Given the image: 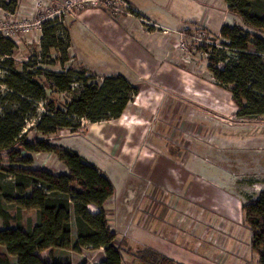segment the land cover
I'll return each mask as SVG.
<instances>
[{"label": "rangeland", "instance_id": "obj_1", "mask_svg": "<svg viewBox=\"0 0 264 264\" xmlns=\"http://www.w3.org/2000/svg\"><path fill=\"white\" fill-rule=\"evenodd\" d=\"M37 1L40 6L35 5ZM64 1L2 0L7 8L0 3V22H33L48 12L47 7ZM94 1L74 4L64 12L75 56L68 49L69 58L62 66L51 49L36 66L61 70L82 63L96 75L115 72L133 77L138 92L118 118L84 119L75 131L62 129L51 138L86 161L94 159L110 178L114 186L106 204L110 228L117 236L127 237L131 247L149 245L186 264H256L241 205L264 189V116H237L230 92L207 68L212 45L221 49L219 67L230 53L222 48L219 30H210L205 20L215 26L220 20L231 24L238 18L222 7V0H133L157 22L153 28L142 22L143 29L165 35L166 53L160 64L164 71L143 78L137 68L126 67L111 51L102 49L99 40L95 44L85 37L77 23L68 24L80 10L104 4ZM39 26L8 36L15 43L12 57L17 65L33 57L41 59ZM133 35L139 42H148L139 33ZM208 44L209 48L204 46ZM1 64L2 57L0 74L4 72ZM95 79L100 81L99 76ZM54 95L61 101L70 97ZM113 155L130 157L132 162L121 166L109 161ZM33 164L52 172L64 168L52 153H35ZM1 178L0 182L11 180ZM23 213L33 217L34 210ZM38 253L48 257V249ZM52 254L69 264H99L104 255L102 247L89 246L53 248ZM122 264L139 263L124 254Z\"/></svg>", "mask_w": 264, "mask_h": 264}, {"label": "trees", "instance_id": "obj_2", "mask_svg": "<svg viewBox=\"0 0 264 264\" xmlns=\"http://www.w3.org/2000/svg\"><path fill=\"white\" fill-rule=\"evenodd\" d=\"M223 2L239 21L219 28L222 48L230 53L222 66L217 65L221 49L204 45L210 47L207 68L230 92L237 116H264V0ZM0 3L7 8L2 0ZM100 3H104L100 8L116 17L118 13H112L105 0ZM130 6L131 14L143 16ZM69 43L64 23L43 21L41 59L33 57L17 65L12 57L14 41L0 35L4 70L0 74V181L3 176L11 177L0 182V264H69L54 257L52 249L76 250L80 246L102 247L99 264H122L124 254L139 264H186L149 245L133 248L127 237L117 236L105 208L114 191L109 177L51 138L62 129L75 131L84 119L95 122L118 117L138 92L119 73L96 75L82 64L61 70L36 66L51 49L62 65L69 58ZM98 76L100 81L95 79ZM58 93L70 97L61 101L54 95ZM29 121L32 124L27 127ZM35 153L54 154L65 170L52 172L34 165ZM88 203L98 210L90 211ZM241 208L256 264H264V189L247 197ZM29 209L34 210L33 217H24L23 211ZM44 249H48L47 258L38 253Z\"/></svg>", "mask_w": 264, "mask_h": 264}, {"label": "crops", "instance_id": "obj_3", "mask_svg": "<svg viewBox=\"0 0 264 264\" xmlns=\"http://www.w3.org/2000/svg\"><path fill=\"white\" fill-rule=\"evenodd\" d=\"M126 1L130 3L139 13L143 14L144 16L151 19L153 22L157 23L148 14H146L143 10H141L137 5H135L133 0H126ZM155 2L157 5H159L157 1ZM210 6L211 4L207 6V9L210 8ZM222 7H224V9L226 8L224 2ZM195 20L197 19L188 20V21H195ZM205 21L207 22H204V24L207 27H209L210 30H214L216 32L217 30H219L222 23H224L223 20H220L219 24L215 26H211L209 24V20H205ZM142 22L143 21H141L139 17L133 14L132 15L117 14L116 17L113 18V16L110 15L108 12H106L99 6L95 5L90 8L80 10L76 14V16L69 21L68 24L77 23V26H79V28L82 30V33L84 34L85 37L91 39L95 44L96 41L99 40L100 41L98 42L99 46L102 44L101 45L102 49L107 48L109 51H111V53L114 54L116 58L123 63V65H125L128 68L130 67H133L135 69L137 68L141 72L139 74L141 76L143 75V78H150V76L153 73L164 71V69H161L162 65L160 64L162 63V60L164 59V54L166 53L165 51L166 46L164 44L165 35L162 31L159 30L157 31L153 29H149V30L143 29L144 26ZM148 27L153 28L150 24L147 25V28ZM134 33H139L143 35L148 42L146 43L139 42L133 37ZM158 43H160L161 45H158ZM69 51H70V55L75 56L74 54H72L70 47H69ZM75 59L77 58L75 57ZM88 70L94 73V71L90 69ZM132 71L135 72L134 70ZM100 75H105V74H100ZM129 81L132 84L136 85L133 77L132 79H129ZM134 144L136 143H133V145ZM134 146L136 147L137 145ZM117 157L118 156L113 155V158L110 159L109 161L113 160L114 162L120 164L121 166L129 165L132 162V158L130 157H123L122 155L121 158H117ZM88 162L96 164L98 168L100 167V165L94 159H90L88 160ZM64 170L65 167L61 170V172ZM107 202L108 199L105 203V208ZM87 208L92 212L98 210V206L95 205L94 203H88Z\"/></svg>", "mask_w": 264, "mask_h": 264}, {"label": "built area", "instance_id": "obj_4", "mask_svg": "<svg viewBox=\"0 0 264 264\" xmlns=\"http://www.w3.org/2000/svg\"><path fill=\"white\" fill-rule=\"evenodd\" d=\"M84 1H90L91 4H95L94 0H78V1H73V0H65L63 3L61 4H55L53 5V7L51 8H46V10H48L47 13H45L44 15L40 14L38 19H35V21L33 22H28L27 20H23V21H17L15 20V22L9 21V20H5L0 22V35L3 36H10L12 33L15 32V35L19 32H26L29 31L32 25H40L42 24L43 21H58V22H64V17L65 11H68L70 9L71 6H73L74 4H81ZM105 0V3L107 6L110 7V11L112 13H121V12H125L126 14H130L129 9L131 8L130 4L125 1V0ZM36 6H40L41 3L40 1H37L35 3ZM141 21L146 22L150 25H154L157 26L155 22L152 21H148V18L145 17L144 15L140 17ZM147 20V21H146ZM39 26V27H40ZM203 32L205 33V29H203ZM203 32L199 33V36L203 34ZM58 34L62 35V31L57 32ZM199 36H197L196 38H199ZM206 37V36H205ZM11 38V37H9ZM12 39V38H11ZM13 40V39H12ZM190 226V224L188 225ZM193 226V225H192ZM191 230V229H190Z\"/></svg>", "mask_w": 264, "mask_h": 264}, {"label": "bare ground", "instance_id": "obj_5", "mask_svg": "<svg viewBox=\"0 0 264 264\" xmlns=\"http://www.w3.org/2000/svg\"><path fill=\"white\" fill-rule=\"evenodd\" d=\"M42 2V1H41Z\"/></svg>", "mask_w": 264, "mask_h": 264}]
</instances>
